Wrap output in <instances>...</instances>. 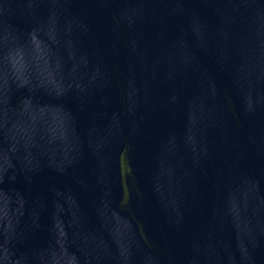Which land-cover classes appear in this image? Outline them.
<instances>
[{
  "label": "water",
  "instance_id": "1",
  "mask_svg": "<svg viewBox=\"0 0 264 264\" xmlns=\"http://www.w3.org/2000/svg\"><path fill=\"white\" fill-rule=\"evenodd\" d=\"M0 264H264V0H0Z\"/></svg>",
  "mask_w": 264,
  "mask_h": 264
}]
</instances>
